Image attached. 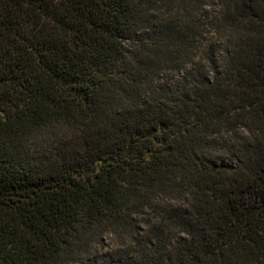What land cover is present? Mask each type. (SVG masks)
Masks as SVG:
<instances>
[{"label": "trees", "instance_id": "obj_1", "mask_svg": "<svg viewBox=\"0 0 264 264\" xmlns=\"http://www.w3.org/2000/svg\"><path fill=\"white\" fill-rule=\"evenodd\" d=\"M0 264H264V0H0Z\"/></svg>", "mask_w": 264, "mask_h": 264}, {"label": "rangeland", "instance_id": "obj_2", "mask_svg": "<svg viewBox=\"0 0 264 264\" xmlns=\"http://www.w3.org/2000/svg\"><path fill=\"white\" fill-rule=\"evenodd\" d=\"M109 239H110V238H107L108 241H110Z\"/></svg>", "mask_w": 264, "mask_h": 264}]
</instances>
